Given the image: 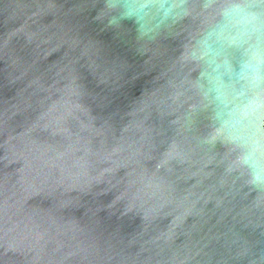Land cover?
<instances>
[{
	"label": "water",
	"instance_id": "1",
	"mask_svg": "<svg viewBox=\"0 0 264 264\" xmlns=\"http://www.w3.org/2000/svg\"><path fill=\"white\" fill-rule=\"evenodd\" d=\"M0 264H264V0H0Z\"/></svg>",
	"mask_w": 264,
	"mask_h": 264
}]
</instances>
